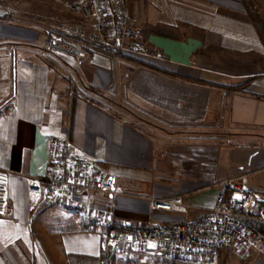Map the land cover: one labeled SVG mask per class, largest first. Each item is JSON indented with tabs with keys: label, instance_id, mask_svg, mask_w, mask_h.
<instances>
[{
	"label": "crops",
	"instance_id": "crops-1",
	"mask_svg": "<svg viewBox=\"0 0 264 264\" xmlns=\"http://www.w3.org/2000/svg\"><path fill=\"white\" fill-rule=\"evenodd\" d=\"M252 1L264 17V0ZM128 6L162 57L143 62L92 50L45 56L44 29L0 10V169L13 172L9 214L0 216V264H72L69 255L78 256L75 264H99V238L76 213L28 196L24 177L46 171L55 136H67L75 155L117 177L123 192L108 205L131 224L183 220L182 208H151L152 197L182 195L186 204L208 208L217 181L240 173L258 188L250 177L264 169V43L242 0ZM65 14L57 21L77 20L67 8ZM228 251L219 264H230Z\"/></svg>",
	"mask_w": 264,
	"mask_h": 264
},
{
	"label": "built area",
	"instance_id": "built-area-1",
	"mask_svg": "<svg viewBox=\"0 0 264 264\" xmlns=\"http://www.w3.org/2000/svg\"><path fill=\"white\" fill-rule=\"evenodd\" d=\"M66 8L77 20L47 23L42 55L58 51L79 57L92 50L134 60L162 57L144 39L128 0H68ZM12 175L0 169V216L9 214ZM24 178L31 199L72 210L79 223L98 236L99 264H118L133 255L183 264H219L223 249H231L241 260L264 258V191L251 189L244 173L217 181L215 201L208 208L186 204L182 195L149 198L153 209L184 211L182 221L159 225L117 218L108 205L123 192L117 177L99 161L75 155L67 136L50 139L43 174Z\"/></svg>",
	"mask_w": 264,
	"mask_h": 264
},
{
	"label": "rangeland",
	"instance_id": "rangeland-1",
	"mask_svg": "<svg viewBox=\"0 0 264 264\" xmlns=\"http://www.w3.org/2000/svg\"><path fill=\"white\" fill-rule=\"evenodd\" d=\"M66 0H0V10L9 18L25 23L33 22L35 25L41 26L43 29L49 22L61 20V16H65ZM139 61V60H138ZM143 61V60H142ZM144 62V61H143ZM146 63V62H145ZM218 140L226 141L225 133H218ZM248 175V173H247ZM250 181L258 187V191H264V169L257 168L255 175L250 177ZM231 258L230 264H248L249 261H243L233 252L228 251ZM256 264H264V258L256 256ZM119 264H125L121 262ZM138 264H181L179 262H169L162 258H152L151 260Z\"/></svg>",
	"mask_w": 264,
	"mask_h": 264
},
{
	"label": "trees",
	"instance_id": "trees-1",
	"mask_svg": "<svg viewBox=\"0 0 264 264\" xmlns=\"http://www.w3.org/2000/svg\"><path fill=\"white\" fill-rule=\"evenodd\" d=\"M242 2L246 9L248 19L254 24L262 42L264 43V17L256 11L252 0H242ZM77 258L78 256L76 255H69L72 264H75Z\"/></svg>",
	"mask_w": 264,
	"mask_h": 264
}]
</instances>
